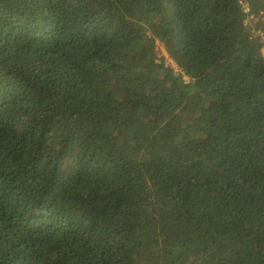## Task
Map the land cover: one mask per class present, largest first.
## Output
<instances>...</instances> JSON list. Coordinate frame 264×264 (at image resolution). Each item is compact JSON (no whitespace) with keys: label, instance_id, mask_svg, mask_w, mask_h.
<instances>
[{"label":"trees","instance_id":"trees-1","mask_svg":"<svg viewBox=\"0 0 264 264\" xmlns=\"http://www.w3.org/2000/svg\"><path fill=\"white\" fill-rule=\"evenodd\" d=\"M0 264H264V0H0Z\"/></svg>","mask_w":264,"mask_h":264},{"label":"rangeland","instance_id":"rangeland-1","mask_svg":"<svg viewBox=\"0 0 264 264\" xmlns=\"http://www.w3.org/2000/svg\"><path fill=\"white\" fill-rule=\"evenodd\" d=\"M160 44H161V43H160ZM159 50L161 51L160 54L163 55V52H162V51H163V48H162V46H161V47L159 46Z\"/></svg>","mask_w":264,"mask_h":264}]
</instances>
